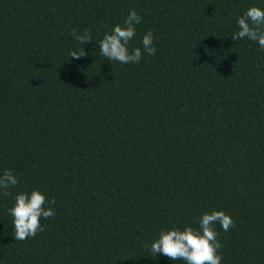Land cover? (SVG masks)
I'll return each instance as SVG.
<instances>
[{
	"label": "trees",
	"instance_id": "1",
	"mask_svg": "<svg viewBox=\"0 0 264 264\" xmlns=\"http://www.w3.org/2000/svg\"><path fill=\"white\" fill-rule=\"evenodd\" d=\"M250 6L264 0H0V174L55 200L17 241L0 192V264H184L151 243L212 210L234 221L215 225L221 264H264V50L231 37ZM130 9L129 49L151 31L156 54L109 61L98 42Z\"/></svg>",
	"mask_w": 264,
	"mask_h": 264
},
{
	"label": "clouds",
	"instance_id": "2",
	"mask_svg": "<svg viewBox=\"0 0 264 264\" xmlns=\"http://www.w3.org/2000/svg\"><path fill=\"white\" fill-rule=\"evenodd\" d=\"M141 17L135 10H129L123 24H116L110 33H105L98 42L100 53L109 61H118L122 64L138 63L147 54H156L153 45V33L147 32L142 37V49H129V43L136 35V25ZM238 31L231 37L234 41L247 38L258 42L261 50H264V10L258 6H250L237 18ZM74 40L79 45L92 41L88 30L82 34L72 32ZM87 53L83 47L78 50H70L69 57L80 59ZM18 177L10 169H5L0 174V192L5 196H12L14 203L9 209L13 217L14 239L25 241L35 237L38 232L44 231L41 219L52 218L55 215V200L46 199L38 189L30 193L20 191L13 194L10 190L18 185ZM198 227L184 226L183 229L172 228L162 230L159 238L151 243L150 250L156 254H162L172 261H183L184 264H221L222 256L217 250L221 247L215 230L219 224L225 232L234 227L233 219L222 210L204 212L197 220ZM147 246V245H146Z\"/></svg>",
	"mask_w": 264,
	"mask_h": 264
}]
</instances>
